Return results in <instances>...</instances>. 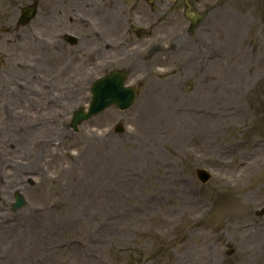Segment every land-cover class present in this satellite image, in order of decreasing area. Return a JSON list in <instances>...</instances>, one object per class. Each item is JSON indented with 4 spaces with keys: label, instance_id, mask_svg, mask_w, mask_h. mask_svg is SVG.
<instances>
[{
    "label": "rangeland",
    "instance_id": "rangeland-1",
    "mask_svg": "<svg viewBox=\"0 0 264 264\" xmlns=\"http://www.w3.org/2000/svg\"><path fill=\"white\" fill-rule=\"evenodd\" d=\"M29 1L0 0V26ZM88 1L42 0L41 19L1 39L0 264H264V0H193L199 11L217 6L153 82L130 80L141 89L135 105L74 132L71 112L91 82L79 79L78 48L62 45L58 27L94 53L103 44L84 37L106 26L104 12L112 48L125 19H152L147 3L141 13L130 0L118 10ZM161 1L154 25L170 16L167 33L188 31L181 0L166 14ZM83 11L95 20L70 18ZM105 52L113 68L126 66ZM118 121L127 134L110 139ZM197 167L212 172L208 184ZM16 190L28 204L13 212ZM32 219L31 233L4 232Z\"/></svg>",
    "mask_w": 264,
    "mask_h": 264
},
{
    "label": "water",
    "instance_id": "water-1",
    "mask_svg": "<svg viewBox=\"0 0 264 264\" xmlns=\"http://www.w3.org/2000/svg\"><path fill=\"white\" fill-rule=\"evenodd\" d=\"M123 76L122 75H120V74H117V75H113L112 76V79H110V80H107L106 82L108 83V84H111V85H113L114 86V92H110V94L111 95H114L115 96V99H120V100H123L124 99V97H120V96H116L117 94H120L121 93V95L123 96L124 94H123V88H121L123 85L121 84V82H120V78H122ZM102 97V96H101ZM130 97V96H129ZM104 98V99H103ZM103 98L102 99H99V102H102V104H104V103H106L107 102V100L110 98V97H108L107 96V94H104L103 95ZM97 99H98V96H97ZM96 99V100H97ZM129 99V98H128ZM127 99V100H128ZM125 100V99H124ZM86 115H84V114H81L80 116H79V120L80 119H82V118H84ZM23 200H21L20 202H22Z\"/></svg>",
    "mask_w": 264,
    "mask_h": 264
},
{
    "label": "bare ground",
    "instance_id": "bare-ground-1",
    "mask_svg": "<svg viewBox=\"0 0 264 264\" xmlns=\"http://www.w3.org/2000/svg\"><path fill=\"white\" fill-rule=\"evenodd\" d=\"M87 16H89V15H87ZM108 17H109L108 14L101 15V19H103V20H107ZM92 19L95 20V17L93 15H92ZM107 29L109 30V28H107ZM69 71H72V70L71 69H68L67 72H69ZM153 109H154V107H152V106L149 107V110L150 111L151 110L153 111ZM159 114H160V116H163L162 115V110L159 111ZM164 114H165V111H164ZM11 225H13V224H11ZM11 225L3 224V226H4V232L8 233V232L11 231L12 228H15L16 232L18 233V235H26L28 232H30V233L33 232L35 230V227H36V224H35L34 219L30 220V222L28 224V228L27 229H24V230H20L17 227H10ZM8 227H10V228H8Z\"/></svg>",
    "mask_w": 264,
    "mask_h": 264
}]
</instances>
